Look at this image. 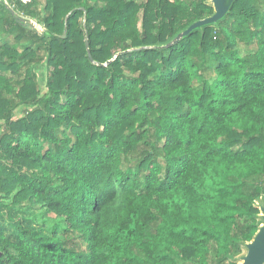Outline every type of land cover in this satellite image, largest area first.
Here are the masks:
<instances>
[{"label": "trees", "instance_id": "1", "mask_svg": "<svg viewBox=\"0 0 264 264\" xmlns=\"http://www.w3.org/2000/svg\"><path fill=\"white\" fill-rule=\"evenodd\" d=\"M212 13L0 0V264H234L264 195V0L102 66ZM14 210L51 234L19 220L7 235Z\"/></svg>", "mask_w": 264, "mask_h": 264}, {"label": "water", "instance_id": "2", "mask_svg": "<svg viewBox=\"0 0 264 264\" xmlns=\"http://www.w3.org/2000/svg\"><path fill=\"white\" fill-rule=\"evenodd\" d=\"M236 0H205V4L212 8L213 13L201 20L195 21L187 28L179 31L174 37L169 39L165 44H157L148 47L131 48L123 52L116 53L110 60L102 64L106 67L112 63L119 55L130 53L140 50H165L173 45L179 43L184 38L189 36L192 32H202L204 28H217L219 23L223 21L229 14L233 3ZM13 13L12 10H10ZM85 48L88 59L91 63H94L89 51L87 35L85 36ZM96 64V63H94ZM98 65V64H96ZM254 209L258 213L254 216L256 220V232L252 236L251 240L239 242L240 253L236 256H229V261L234 264H264V195H260L252 202Z\"/></svg>", "mask_w": 264, "mask_h": 264}, {"label": "rangeland", "instance_id": "3", "mask_svg": "<svg viewBox=\"0 0 264 264\" xmlns=\"http://www.w3.org/2000/svg\"><path fill=\"white\" fill-rule=\"evenodd\" d=\"M41 75L42 70L40 71L39 77H42ZM19 220H21L24 224L32 226L34 227V229L41 230L42 232H45L47 234H51L54 228L53 221H51L50 216H47L44 213H41L39 211L14 210L12 211V220H9L7 218L3 219L7 235H13L17 221ZM239 252L240 249L234 251L233 254H238Z\"/></svg>", "mask_w": 264, "mask_h": 264}, {"label": "built area", "instance_id": "4", "mask_svg": "<svg viewBox=\"0 0 264 264\" xmlns=\"http://www.w3.org/2000/svg\"><path fill=\"white\" fill-rule=\"evenodd\" d=\"M19 2H21L22 4H29L31 3L32 0H18ZM2 2H5V4H7V0H3Z\"/></svg>", "mask_w": 264, "mask_h": 264}]
</instances>
